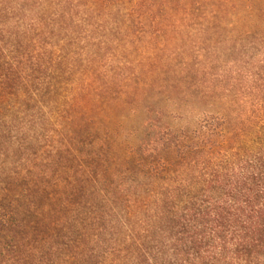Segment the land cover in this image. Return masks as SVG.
I'll return each mask as SVG.
<instances>
[{
    "label": "trees",
    "instance_id": "trees-1",
    "mask_svg": "<svg viewBox=\"0 0 264 264\" xmlns=\"http://www.w3.org/2000/svg\"><path fill=\"white\" fill-rule=\"evenodd\" d=\"M0 264H264V0H0Z\"/></svg>",
    "mask_w": 264,
    "mask_h": 264
}]
</instances>
